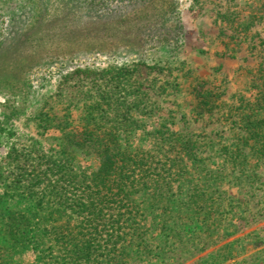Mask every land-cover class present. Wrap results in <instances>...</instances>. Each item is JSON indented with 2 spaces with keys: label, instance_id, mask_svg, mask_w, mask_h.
<instances>
[{
  "label": "rangeland",
  "instance_id": "obj_1",
  "mask_svg": "<svg viewBox=\"0 0 264 264\" xmlns=\"http://www.w3.org/2000/svg\"><path fill=\"white\" fill-rule=\"evenodd\" d=\"M262 117L264 0H0V264H65L56 217L80 244L78 213H47L84 194L59 175L93 166L97 126L152 186L79 264H264Z\"/></svg>",
  "mask_w": 264,
  "mask_h": 264
},
{
  "label": "trees",
  "instance_id": "obj_2",
  "mask_svg": "<svg viewBox=\"0 0 264 264\" xmlns=\"http://www.w3.org/2000/svg\"><path fill=\"white\" fill-rule=\"evenodd\" d=\"M177 40L179 39L177 38L174 42ZM248 115L253 117L258 114L252 112ZM261 122H264V117L254 118L248 121L246 127L249 130L248 139L251 138L254 141L251 146L257 147L256 150L261 151V155L264 156V131L262 130L261 134L260 130L256 129L260 128L258 125ZM97 129L102 130L98 133L94 129L86 128L81 132L84 137H80L76 142V147L85 144L92 146L97 143V149H94L97 159L93 166L87 169L78 163L79 172L76 173L72 170V164L68 163L65 165L69 168L64 169L63 165V173L59 175L60 180L77 183V188L81 189V193L84 194H79L73 199L59 194V197L63 196V199L57 201L55 207L50 206L47 213L49 217L57 214L62 215L68 208L80 215V223L83 224L80 228L78 227L79 231L77 232L82 236L79 238L80 244L75 243L74 245L66 242L65 232H70V229L68 222L60 221V217H53L54 223L48 230L53 244L61 243L65 248H68V259L65 264L88 262L94 254H105L108 259H111L110 255L115 251L116 244L122 242L127 235L124 231L125 218L136 217L138 214L133 204L134 196L132 195L137 192L134 184L138 183L141 188L145 189L152 186L151 179L149 181L144 179V173L152 170L143 169L141 162L138 159H133L136 157L135 154L123 151L118 146L111 130L98 126ZM125 215L127 216L124 217ZM82 221L87 222L88 226L86 227ZM137 230L139 229L135 227L131 233L133 238L139 236ZM12 233L14 235L13 231ZM106 242H111L112 245L108 247Z\"/></svg>",
  "mask_w": 264,
  "mask_h": 264
}]
</instances>
